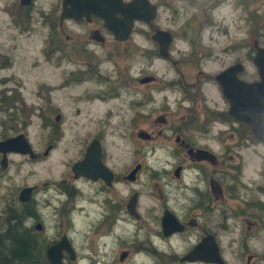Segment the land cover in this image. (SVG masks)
<instances>
[{
    "label": "rangeland",
    "instance_id": "obj_1",
    "mask_svg": "<svg viewBox=\"0 0 264 264\" xmlns=\"http://www.w3.org/2000/svg\"><path fill=\"white\" fill-rule=\"evenodd\" d=\"M150 1L157 5V14L151 23H135L131 38L132 43L136 44V49L132 52V56H130V45H132L130 43L128 46L116 40H107L102 45H94L95 48L98 47L97 57L102 61L99 67L101 70L109 73L107 71L114 70L113 65L115 69L120 68L118 76L111 75L112 83L104 85L102 81L101 84L93 79L91 82H76L77 80L72 79L76 75L69 74L70 71L75 72L79 68H84V65L74 64L69 60L70 57L78 59L77 53L73 54L72 50H69V42L66 46L64 45L65 41L62 37L60 39L57 37L56 40L58 44H61L56 56L50 57L46 54L45 46L51 29L44 24L50 20L49 13L61 0H34L33 5L22 12H19V8H14L17 0H0V54H4L10 60L8 66H0V90L5 91L7 95L21 97L28 106L23 105L20 108L25 111L20 114L17 128L14 120L9 119V115L4 111H0V135H5V129L8 136L24 133L35 151L43 150L51 139L54 142L53 151L41 160L13 153L9 155L7 168L5 170L0 168V224L2 222V228H4L3 219L9 214L8 206L17 199L22 187L39 186L40 190L33 193L30 205L36 213H40L41 217L38 218L43 224L42 235L47 239H54L66 233L76 252V260L72 262L73 264H157V259L159 264H169L165 263V256L152 260L148 256L128 255L121 261L119 256L123 250L131 246L133 249L139 244L145 245L146 239L149 241H158V239L156 240L153 234L148 236L149 234H146L148 231L139 230L135 233L134 230L138 228L133 226L130 220L104 236L103 231L109 227H105L106 224L98 227L99 209L93 206L94 204L88 205L86 201L88 191L91 189L92 192L98 185L93 187L83 179L77 181L71 179V164L81 156L87 142L96 133L97 125L103 132L106 152H121V155L137 152L138 160L145 159L148 162V168L141 173L136 184L137 189L142 191V199L145 202L147 201L148 204L151 202L146 198L149 193L151 199L156 200L160 199L161 192L165 197H169L168 202L176 201V198L179 202L183 201L176 187L178 181H175L172 173L168 176L173 179L172 185L165 186L167 177L164 168L172 172L176 158H173L170 152L161 149H166L167 145L163 137L153 142H145L137 138L134 141L131 140L137 127L144 125L145 118L140 113L141 109L137 108L138 124L131 122V108L128 104H123L129 98L127 94L129 91L118 88L124 99L113 97L109 102L92 99L91 92L98 87L105 89L106 86L114 87L120 82L123 84L127 81L122 72L125 64L131 70L143 68L146 62L144 48H152L150 36L156 28L171 31L172 55L180 60L179 68L192 81L195 80L199 70L209 73L208 79H210L235 62H241L245 67L244 73L240 75L243 80L258 79L257 69L252 62L254 54L252 45L254 41H258L260 46H264V0H243L250 4L251 11L254 9L257 12L255 17L251 11L250 14L245 11L237 0ZM64 25L66 33L72 37L78 39L87 35L81 42L88 39V34L85 32L90 25L87 22L76 24L68 21ZM103 36L107 39L111 38L106 31H103ZM194 38L195 48L191 42ZM62 47H65V50ZM127 57L131 60L126 61ZM108 59L116 64L107 61ZM151 61L149 71L155 72L162 79L154 84L153 93L157 87L167 93L165 90L167 86H162L163 83L166 80L178 79L179 73L169 62L157 56H153ZM199 78L202 79V75ZM170 89L168 91H172V88ZM174 89L179 91L176 86ZM201 91L210 104H217L219 109L227 108V99L223 98L216 84H205ZM175 94L178 97L181 96L178 92ZM155 97L160 99V95L156 93ZM172 105L174 103L171 102L170 106ZM175 109L176 105L172 106L174 113L172 116L178 119L179 113ZM159 111H156L154 117L159 115ZM57 115L60 116L59 119H56ZM215 125L217 130L224 127L219 122ZM237 130L241 133L247 131L242 124L238 125ZM133 142L137 144H132ZM225 142L232 145L229 139ZM251 142H254L252 134L250 142L246 144L239 141L238 145L233 144L238 147L234 149L239 152H248V154L264 152L263 144L253 145ZM150 144L155 148L154 152L149 151L152 146L144 151V147ZM168 145L172 146L171 143ZM257 161L258 156L255 155L254 163L249 162L250 166H254L256 177L258 175ZM45 182L48 184L44 185ZM70 183L76 189L74 188V192L68 194L67 189L71 187ZM129 187L120 188L123 197ZM214 217L216 222L221 221L220 218ZM23 221L36 230L34 220L23 219ZM149 226L154 233L158 229L154 219L149 220ZM216 230L218 231L217 228ZM189 236L195 239L193 234ZM218 236L227 263L240 264L234 259L238 244L241 242L238 232L219 231ZM178 238L171 240L172 248L168 245L169 243H159V249L166 253L181 254L188 240L186 237L180 240ZM257 244L260 245V242L258 241Z\"/></svg>",
    "mask_w": 264,
    "mask_h": 264
},
{
    "label": "flooded vegetation",
    "instance_id": "obj_2",
    "mask_svg": "<svg viewBox=\"0 0 264 264\" xmlns=\"http://www.w3.org/2000/svg\"><path fill=\"white\" fill-rule=\"evenodd\" d=\"M33 3L34 0H31L29 4H22L21 0H17L16 4H14V8H19V12H22L29 9ZM61 9L62 0L56 5V8L49 13L51 20L48 19L49 21H46L44 24L51 29L50 37L45 46V49L49 48L52 50L49 56H56L58 51H60L58 45H56L55 35H61L62 39L65 41L64 45L66 46L67 42H69V50H72L73 54L77 53L78 59L69 56V60L74 64L84 65V68H79L75 72L70 71L69 74L76 75L72 77L74 81L91 82L93 79V81L101 84L103 82L104 85L111 84L113 81L111 75L116 74L118 76L120 68L115 69V65H113L114 70L111 69L107 71L109 73H105V70H101L99 67H101L102 61L98 59L96 52L98 47L95 48L94 45H102L107 40L115 41L114 36L110 31L104 28L103 20L96 15H91L90 21H86L85 18L78 20L67 18L62 21V25L60 26L59 15ZM68 21L75 22L76 24L87 22V24L90 25L85 32L88 34V39L81 42L87 35L76 39L74 36L72 37L70 34L66 33L64 23ZM55 27H58L59 30ZM95 30H99L101 35H103V31H106L107 34L111 35V38L107 39L104 36L105 40L103 42L97 41L92 38V34ZM131 37L132 36L125 41L117 42L128 44V46L129 43L132 44L130 47L133 51L136 49V44L132 43L133 40ZM172 43L173 41L169 46V55L167 57H160L158 54V44L152 41V48H144V58L146 62H144L145 66L143 68L131 70L125 64V68L122 72L125 74L127 81H124L123 84L120 82V84L114 87L106 86L105 89L102 87L95 88V91L91 92V97L97 101L109 102L112 101L110 99L113 97L124 99L118 91V88L129 91L127 93L129 94V98L127 101H124L123 104H128L131 108V122L133 124L135 123V125L138 124L137 118L139 112L137 108L139 110L141 109L140 113L145 118L144 125L137 127L134 136H131V140L134 141L137 138L145 142H153L163 137V141H165L167 145L166 149H161L170 152V155L176 158V163L174 164L172 172L170 169L167 170L164 168L167 177L165 186L172 185L173 179L168 178L172 173L175 181H178L176 187L179 189L183 201L179 202V199L176 198V201L168 202L169 197H165L161 192L160 199L156 200L151 199L150 193H147L148 197L146 198L150 199L151 202L150 204H148L147 201L145 202V200L142 199V191L137 189L136 184L138 183L141 173L148 168V162L145 159L138 160L137 152L124 153L123 155H121V152H106L104 147V135L102 130H99L98 125L96 126V133L87 142L84 150L81 152V156L73 161L71 167L75 162L85 157L90 143L96 139L100 146V155L97 164L100 161L105 169H107L104 175L105 177L98 176L96 179H91L86 176H81L75 178L72 173L71 179L73 181L83 179L88 185L93 187L98 185L92 192L89 188L90 190L86 196V201L88 205L94 204L93 206L99 209V216L97 219L99 222L98 227H103L105 224V227H109V229L103 231L105 232L103 234L104 236L109 235V233H111L110 231H113V229L119 227V225L121 226L125 222L128 223V220H130L133 226H137L138 228L134 230L135 233H138L139 230L148 231V233H146L149 234L148 236L153 234L155 239H158V241H149L146 239L144 242L145 245L139 244V248L136 246L131 249V246V248L129 247V249L123 250L122 252H126L125 258L128 255H142L151 257L152 260H154L156 257L160 258V256H165V263L169 264L175 262L178 264H216L201 260L182 261L181 259L194 245L209 235L215 237L220 255L225 259L218 232L229 231L230 233L238 232L241 239L234 254L235 260L240 264H264V152H250L251 154H248V152H239L237 149H234L238 147L233 144L238 145L239 141L246 144L250 142L251 134L253 133L251 127L246 124L248 126V128L245 126L247 131L241 133L237 130V127L238 125L240 126L242 122L235 120L229 114L228 110L230 103L227 101L226 109L223 107L219 109L217 104H210L201 91L203 85L214 83L221 90L220 92H222L223 98L226 99L227 97L223 92L220 81L216 78L218 73L226 68L219 71L215 74L214 78L212 77L210 79H208L209 73L199 70L195 80L192 81V79L179 68L181 64L180 60L178 58L175 59L172 55ZM48 45H50V47ZM62 49L65 50V47H62ZM155 49L157 50L159 58L169 62L179 73L178 79L166 80L163 83L162 86H167L165 89L167 93L161 90L160 87L155 89L154 92L160 95L159 100L155 97V93H153V87L155 83L162 79L159 78L155 72L149 71V65L152 63L151 59L154 56L151 51ZM130 53V56H132L133 53L131 51ZM125 60L130 61L131 58L128 60L127 57ZM107 61L113 64L115 63L111 59ZM9 63L10 60L8 57L4 54H0V66H8ZM244 71L245 69L242 73H238L239 78H241L240 75L243 74ZM200 75H202V79L199 78ZM174 86H176V89L179 91H175ZM170 88H172V91H168L171 90ZM175 92H178L181 96L178 97ZM92 99L91 101L94 102ZM171 102L176 105L175 111L179 113L178 119L172 116V114H174L172 112V106L174 105L170 106ZM147 108L148 110H146ZM157 110H160L159 115L154 117ZM225 113L226 117L224 116ZM261 121L264 124V114ZM217 122L224 127L217 130L215 125ZM227 134L229 135L227 136ZM10 136L13 135H0V140H4ZM227 139H229L232 145L225 142ZM52 141L51 139L43 150L35 151L33 149L36 153L34 160H41L49 156L50 152L54 149V142ZM168 143H171L172 146L168 145ZM251 143L253 145H264V142L261 141H254ZM132 144H137V142H133ZM149 146L152 145L150 144L144 147V151H146ZM134 147H136V145H134ZM154 150L155 148H153V146L149 148L150 152H154ZM13 153L19 154L8 152V162L9 155ZM255 155L258 156L257 168L255 166L258 171L257 177L254 175V166H250L249 163H254ZM121 157L124 159L123 163ZM1 158L2 153L0 152V160ZM134 169H136V171ZM97 170H100V168ZM130 175L131 178H129ZM106 178H108V181H106ZM45 183L48 184V182ZM70 185L71 187L69 186L67 189L68 194L74 192L75 188L72 183H70ZM123 187H129L125 197L121 195L122 190H120V188ZM39 190V186L36 185V188L32 192V196L33 193ZM133 194H136L134 200L135 213L130 214L127 203ZM31 199L27 202H21L17 198L15 201H12L11 204L12 206L19 204L21 207H25L31 204ZM165 211H170L177 218L182 225L180 231L173 232L169 235L163 233L161 218ZM36 215V217L27 218L28 221L29 219L35 221L34 228L35 225L40 222L38 217H41L38 212ZM214 216L220 218L221 221L216 222ZM150 219H154L156 224H158V229L155 233L151 231L149 226ZM229 221L231 223H229ZM40 223L42 225L41 230L35 229L37 232L42 233L43 224L42 222ZM63 234L66 233H62L54 239H47L45 237V240L50 242L48 246L55 243ZM190 234H193L195 239H191L189 236ZM177 237H179V240L185 237L188 240V244L183 246L184 250L181 254L166 253L159 249V243H169L168 245L172 248L170 244L171 240ZM69 241L72 245L70 239ZM258 241L260 245L257 244ZM180 242L184 244L183 241ZM63 262L64 264L74 262L69 260L68 254L65 251L63 252ZM156 262L159 264L158 259ZM224 262L228 264L226 259Z\"/></svg>",
    "mask_w": 264,
    "mask_h": 264
},
{
    "label": "water",
    "instance_id": "obj_3",
    "mask_svg": "<svg viewBox=\"0 0 264 264\" xmlns=\"http://www.w3.org/2000/svg\"><path fill=\"white\" fill-rule=\"evenodd\" d=\"M30 2L31 0H21L22 4H29ZM156 14L157 5L150 0H62L59 22L61 26L62 21L66 18H85L86 21H90L91 15H96L103 20L104 28L113 34L115 40L125 41L130 37L135 21L151 23ZM92 38L100 42L105 40V37L101 35L99 30L93 32ZM151 39L158 44V54L161 57H167L169 55V46L173 39L172 33L169 30L156 28L151 35ZM253 46L255 53L252 62L257 68L258 80L248 82L239 79L237 74L244 70L241 63L229 66L219 73L216 78L220 81L223 92L229 100V114L236 120L250 125L254 136L264 141V124L261 121L264 114V46L258 45L257 41H254ZM59 117L57 115L56 119H59ZM0 152L2 153L0 160L2 169H6L7 167L8 152L28 155L31 159L36 157V153L33 151L24 133H18L0 140ZM99 155L100 146L98 141L94 139L90 143L85 157L72 165L73 177L86 176L91 179H96L98 176L105 177L107 169H105L100 161L98 162L99 165L97 164ZM98 168L100 170H97ZM134 170L136 171V169ZM131 175L129 178H131ZM106 181H108V178H106ZM35 188L36 185L22 187L17 196L18 200L27 202L32 198V192ZM135 198L136 194H133L127 203L130 214L135 213ZM161 224L165 235L182 229V225L170 211H165L161 218ZM35 228L41 230V223L38 222ZM64 251L68 254L70 261L76 259V252L66 234H63L55 243L47 247L46 255L48 263L64 264ZM125 256L126 252H122L119 256L120 260H123ZM181 260H201L225 264L213 235H209L199 241Z\"/></svg>",
    "mask_w": 264,
    "mask_h": 264
},
{
    "label": "trees",
    "instance_id": "obj_4",
    "mask_svg": "<svg viewBox=\"0 0 264 264\" xmlns=\"http://www.w3.org/2000/svg\"><path fill=\"white\" fill-rule=\"evenodd\" d=\"M237 1L244 7L245 11L250 14V4L245 3L243 0ZM255 13L257 12L253 9L251 11V14L254 17ZM55 28L59 30L58 27ZM57 37H59L60 39L61 35H55V40H57ZM191 42L194 44L195 48V38L192 39ZM56 45H58V48L60 49V45L58 43ZM45 51H47L46 54L48 56L52 53V50H50L49 48H46ZM130 51L133 52L132 50ZM152 54L154 56H158L157 50H153ZM23 105L24 107H28L23 102L21 97H13L12 94L7 95L5 91L0 90V111H4L5 113H7V115H9V119L14 120L16 128L17 123L20 120V114L25 111L23 108L20 109L21 107H23ZM10 109H12L11 112ZM224 116L226 117V113L224 114ZM241 124L248 128L245 123ZM4 134V136H8L6 129ZM19 208L21 209L19 210ZM8 213L9 214L3 219L5 225L4 228H2V222L0 224V264H49L46 255V249L50 242L45 240V237L44 235H42V233L37 232L33 228L29 227L23 221V219L37 216L31 205L25 207H21L20 205H10L8 206ZM67 264L73 263L68 262Z\"/></svg>",
    "mask_w": 264,
    "mask_h": 264
},
{
    "label": "bare ground",
    "instance_id": "obj_5",
    "mask_svg": "<svg viewBox=\"0 0 264 264\" xmlns=\"http://www.w3.org/2000/svg\"><path fill=\"white\" fill-rule=\"evenodd\" d=\"M26 220V219H25ZM35 227H36V225H35ZM38 230V229H37Z\"/></svg>",
    "mask_w": 264,
    "mask_h": 264
}]
</instances>
